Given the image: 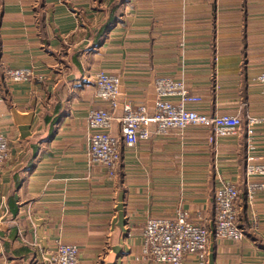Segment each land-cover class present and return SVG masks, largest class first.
Instances as JSON below:
<instances>
[{"label": "crops", "instance_id": "obj_1", "mask_svg": "<svg viewBox=\"0 0 264 264\" xmlns=\"http://www.w3.org/2000/svg\"><path fill=\"white\" fill-rule=\"evenodd\" d=\"M117 1V21L95 39ZM263 68L264 0H0V133L10 148L0 167V264H51L57 242L78 248V264H151L145 220L182 211L212 230L220 180L239 195L245 186L237 201L245 238L211 235L205 258L182 264H264V187L247 200V186L264 176L245 170L249 156L264 162V123L246 131L263 114ZM13 69L32 77L8 83ZM97 69L119 78V110L152 112L154 82L167 77L201 97L190 109L237 115L241 125L209 142L206 127L155 135L150 124L148 140L127 148L120 139L111 178L86 156V115L106 107L95 98ZM111 132L120 138L118 123Z\"/></svg>", "mask_w": 264, "mask_h": 264}, {"label": "built area", "instance_id": "obj_2", "mask_svg": "<svg viewBox=\"0 0 264 264\" xmlns=\"http://www.w3.org/2000/svg\"><path fill=\"white\" fill-rule=\"evenodd\" d=\"M8 83L29 81L32 72L26 69L8 70ZM264 100V68L256 77ZM95 98L106 104L105 108L91 109L86 115L89 141L87 161L90 165H101L109 177H114L119 161L120 139L127 148L134 147L139 141H146L154 126L153 134L164 135L170 130L182 132L189 126L206 127L212 130L208 137L211 142L217 137L232 136L241 125L240 118L230 115H208L190 109V105L201 102V97L191 93L182 79L158 78L154 82L155 100L152 112L143 104L132 106L123 104L119 110V85L117 76L96 70L93 73ZM176 98L175 101L169 98ZM121 111L119 117L115 112ZM114 122L119 124L120 138L111 132ZM264 123L263 114L259 118H248L246 131L250 136L254 127ZM10 148L8 140L0 133V167L8 162ZM248 176H264V162H258L254 156L246 161ZM262 184L247 186V200L252 199V190L263 188ZM239 190L229 181L220 180L213 196L214 227L211 230L206 221L191 220L189 214L179 211L173 219L147 218L142 230V256L151 264H182L183 259L195 256L205 258L211 235L218 240L239 242L245 233L238 225L237 201ZM79 251L72 244L57 242L51 264H78Z\"/></svg>", "mask_w": 264, "mask_h": 264}, {"label": "trees", "instance_id": "obj_3", "mask_svg": "<svg viewBox=\"0 0 264 264\" xmlns=\"http://www.w3.org/2000/svg\"><path fill=\"white\" fill-rule=\"evenodd\" d=\"M120 3L121 2L117 1V2H114L113 4H111V6L109 7V9L107 11V15H108L107 23L100 28V31H98V33L96 34L95 39H98L101 35H103L107 31V29L112 24H114L117 21V19H116V11L119 8ZM0 94L3 97H5V95H6V90L3 87V84H1V82H0ZM48 118L49 117H45V120H47ZM239 196L242 199V202L244 203V200H245V197H246V191H245V186L243 184H241V190H240V195Z\"/></svg>", "mask_w": 264, "mask_h": 264}]
</instances>
